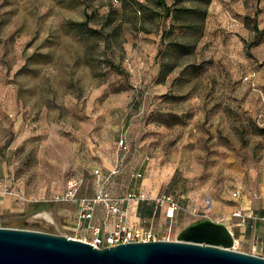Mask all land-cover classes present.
Wrapping results in <instances>:
<instances>
[{"label": "rangeland", "instance_id": "obj_1", "mask_svg": "<svg viewBox=\"0 0 264 264\" xmlns=\"http://www.w3.org/2000/svg\"><path fill=\"white\" fill-rule=\"evenodd\" d=\"M115 167L157 240L264 198V0H0V227L88 235L53 197Z\"/></svg>", "mask_w": 264, "mask_h": 264}, {"label": "water", "instance_id": "obj_2", "mask_svg": "<svg viewBox=\"0 0 264 264\" xmlns=\"http://www.w3.org/2000/svg\"><path fill=\"white\" fill-rule=\"evenodd\" d=\"M228 227L211 219L185 226L175 240L95 248L37 230L0 227V264H264V257L232 249Z\"/></svg>", "mask_w": 264, "mask_h": 264}, {"label": "built area", "instance_id": "obj_3", "mask_svg": "<svg viewBox=\"0 0 264 264\" xmlns=\"http://www.w3.org/2000/svg\"><path fill=\"white\" fill-rule=\"evenodd\" d=\"M118 147L121 150L126 149L122 137L118 141ZM116 172L117 167L112 169L107 176H104L99 169H94L92 174L97 184H101L92 196H80L78 191L82 185V179L79 177H71L66 181L63 192L54 195L53 199L54 201L71 202L76 205V218L84 224V227L89 233L78 240L89 243L95 248L114 246L120 243L157 240L158 238L155 237V234L151 230L144 229L137 223L127 222V202L130 200L138 201L140 199L139 196H136L134 193H127L124 196L117 197L111 195L105 189L109 177ZM139 175L137 174L136 176ZM104 183L105 186H103ZM232 195L236 199L239 198V191H234ZM163 198L158 199L156 202L162 203ZM165 199L169 203L166 216L172 217L173 210L177 208V203L169 197H165ZM97 206H100L104 211V215L100 218L96 214ZM231 216L238 218L240 222H244L249 215L242 208L237 207L232 211ZM108 218L113 219L114 223L110 230L104 231V224ZM66 237L72 238L69 236Z\"/></svg>", "mask_w": 264, "mask_h": 264}, {"label": "crops", "instance_id": "obj_4", "mask_svg": "<svg viewBox=\"0 0 264 264\" xmlns=\"http://www.w3.org/2000/svg\"><path fill=\"white\" fill-rule=\"evenodd\" d=\"M237 207L242 208L246 212V214L249 215L245 219V221L240 222L238 218L233 217L229 218L228 221H225L223 223L231 231L232 236L235 240L248 241L249 239H252V249L259 251H254V254L261 255L260 253L264 251V198H260L257 201L243 200L236 206H234L232 211ZM135 208L138 209V214L141 216L150 214V211L146 213L147 209L140 208L138 206V203L135 205ZM111 228L112 226L110 227V229Z\"/></svg>", "mask_w": 264, "mask_h": 264}, {"label": "trees", "instance_id": "obj_5", "mask_svg": "<svg viewBox=\"0 0 264 264\" xmlns=\"http://www.w3.org/2000/svg\"><path fill=\"white\" fill-rule=\"evenodd\" d=\"M150 211V210H149ZM149 211H147L146 213H148Z\"/></svg>", "mask_w": 264, "mask_h": 264}, {"label": "bare ground", "instance_id": "obj_6", "mask_svg": "<svg viewBox=\"0 0 264 264\" xmlns=\"http://www.w3.org/2000/svg\"><path fill=\"white\" fill-rule=\"evenodd\" d=\"M45 214V213H44Z\"/></svg>", "mask_w": 264, "mask_h": 264}]
</instances>
